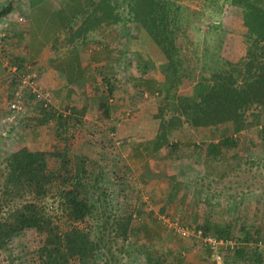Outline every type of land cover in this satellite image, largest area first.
I'll return each mask as SVG.
<instances>
[{
    "label": "crops",
    "instance_id": "0c3cea01",
    "mask_svg": "<svg viewBox=\"0 0 264 264\" xmlns=\"http://www.w3.org/2000/svg\"><path fill=\"white\" fill-rule=\"evenodd\" d=\"M196 1L204 7L199 10L191 5L189 9L211 18L214 7ZM95 3L97 0H0V126L4 120L12 129H24L23 133L30 129L28 135L35 139L51 122L24 126L32 115L27 116L23 105L22 112L11 118L14 112L8 104L22 73L30 74L36 86L48 94L53 111L69 115L74 110L72 116L98 120L99 126L104 122L108 129L114 125L116 130L118 115L132 119L133 115L145 116L148 110L155 115L164 105L170 71L161 47L138 24L96 20ZM223 6L225 11L228 3ZM207 46L213 49L211 43ZM226 47L223 44L222 53ZM137 96L139 102L133 106ZM154 100L151 109L149 103ZM130 125L117 127L129 136L118 142L117 151L146 182L137 208L148 231L147 240L167 241L164 220L171 217L162 218L167 212L176 213V221L204 227L205 234L227 241L214 249L196 236L191 238L190 264H264V155L239 157L236 169L230 168L235 161L225 162L221 174L214 173L220 179L215 189L210 185L217 181L210 178L212 173H206L203 166V172L198 171V158L191 151L195 140L171 139L179 143L172 154L168 144L156 147V134L132 137ZM202 178H208L206 185L197 182Z\"/></svg>",
    "mask_w": 264,
    "mask_h": 264
},
{
    "label": "trees",
    "instance_id": "16d2710c",
    "mask_svg": "<svg viewBox=\"0 0 264 264\" xmlns=\"http://www.w3.org/2000/svg\"><path fill=\"white\" fill-rule=\"evenodd\" d=\"M204 1L215 11L208 19L203 13L191 11L181 0H97L95 13L99 12L98 21L138 24L166 56L170 74L164 89L166 101L155 115L159 118L156 147L168 144L173 154L179 143L171 141L174 137L170 135L184 125L196 131L220 128L222 138L204 139L192 146L206 173L221 174L217 167L233 160L230 168L236 169L237 158L246 157L235 147L232 135L248 129L264 111V0H223L221 4V0ZM225 3L239 9V23L230 20L229 9L223 10ZM235 33L244 42L238 60L221 52ZM192 35L212 55L203 59L200 78L195 81L189 77L192 69H186L187 76H180L185 68L182 39ZM210 43L213 49L207 46ZM38 101L41 113L37 123L53 120L55 137L67 142L64 133L72 114L53 111L43 104L44 100ZM65 141L52 151L21 145L4 153L0 168V251L8 263L31 255L39 264H84L87 260L96 264V252L100 251L106 257L102 264H112V245L126 252L125 244L135 232L133 222L139 208L117 215L107 212L104 206L99 211L89 196L96 193V200H100L106 195L102 172L91 174L81 157L74 159ZM261 142L264 147V133ZM228 147L236 150L227 155ZM124 167L129 169L127 164ZM127 185L131 187V183Z\"/></svg>",
    "mask_w": 264,
    "mask_h": 264
},
{
    "label": "rangeland",
    "instance_id": "374dc122",
    "mask_svg": "<svg viewBox=\"0 0 264 264\" xmlns=\"http://www.w3.org/2000/svg\"><path fill=\"white\" fill-rule=\"evenodd\" d=\"M181 2L188 8L196 6L200 10L204 7L200 2L196 0H181ZM228 9L230 20L239 23V19L242 17L239 9L229 4L226 10ZM230 27H232V23L230 24ZM180 34L182 36L181 32ZM182 41L184 44L182 45L181 50L182 62L183 64H185V68L181 69L180 76L182 78L184 76H187L188 72L186 71V69H192L193 74L190 73L189 77L192 78L193 81H195L199 77L198 72L200 71V64H202L203 59L211 58L212 55L208 53V51H205V47L201 46L202 43L200 39L196 38V35H192V38H189L187 36V38H183ZM243 44L244 42L242 41V36H240L239 33H235V35H233V38L228 41V47L226 49V52L224 51V55L228 54V57L230 59L238 60L243 52ZM12 79H14L16 83V78L14 77ZM188 85L189 84H187L186 87ZM180 89L182 90L183 87ZM135 98L136 101L133 100V106H135V104L139 102L140 97L137 96ZM154 102L155 100L150 101L149 108L152 109L154 107ZM24 106L27 107L26 114L29 113L27 116L29 117L30 113L32 115L29 121H25L26 124H24V126H28V124H31L29 126L36 127V124L34 122L37 120L34 116L41 113L39 110L40 102L36 99V97H33L32 95H26L23 103V107ZM29 106L30 108H28ZM47 107L50 108L51 105L48 104ZM66 115L68 116V114ZM155 115H153V113L149 110L145 114V116L142 117V115H140L138 117L137 115H133L132 119L130 118V116L120 117L121 115H118V117L121 119L117 120L115 127L116 130H114V125L113 130H111L104 127V122H101L99 126L98 123H100V121L98 122V120H96V122L94 121V119L89 120L87 118L83 119L84 117H82L81 121H76V118L79 119V116H77L76 114L74 117L72 116V120L68 121V123L66 124L67 129L65 130L64 134H66L65 136L68 138L67 142L65 140H59L55 137L53 120L43 126V134L40 137H35V139L29 136L31 135L30 129H28V135L26 131L23 133L24 129H12L13 127L11 128V126H9L10 123H7V120V122L3 120V124L0 126V168H3L4 153L15 150L23 144L33 149L52 151L56 148H61L64 145L65 141V144H70V153L74 155V159L77 161V158L80 159L81 157L85 163L86 168L91 174L102 172L101 184L104 190L103 192L106 195H101L100 200H96V193H92L93 195L90 193L89 196L91 197V201L97 204L99 211L103 208L102 206H104L106 207L107 212H110L114 215L125 212H133L135 211V209H138L137 206L140 208L139 203L141 202V195L145 194L144 185L146 184V182L140 180L135 170H133L132 167L126 162V158H124L121 152L117 151L119 149L117 147L119 146L118 142L126 137H129L127 131H122L118 128H120L121 125L129 126L131 124L130 126L131 128H133L131 130V134H134V136L132 137L144 138L153 136L157 133L159 123V118L155 117ZM124 118H127V120H125V122H122V119ZM82 120H84V122ZM13 122H15V120ZM144 126L147 128L145 129ZM263 126L264 111H262L258 115L256 123L249 126L248 129L241 130L239 133L232 135L236 138L237 143L235 147H237V150L244 151L243 153L246 154V156H251L253 153L264 155V147L261 146V135L264 133ZM170 136L180 141L195 140L194 142H197L204 139L217 140L222 138L224 135L222 134V129L220 128L215 130L199 129L198 131H196L195 129L188 128L186 125H184L179 129H174ZM235 147H228V150L225 151L226 154H231L234 150H236ZM191 151L194 152L193 148ZM187 154L188 152H186V155ZM182 155L184 157L186 156L183 153ZM194 157H192V159H194ZM200 161L201 160L198 159L196 161V164L198 165V171L203 172L204 169L202 168V166L204 167V165ZM194 163L195 162H192L191 164ZM215 163L217 164V162ZM124 164H127L129 169H126L124 167ZM217 168L219 170L223 169L225 168V164H222L221 168L220 166ZM211 175L212 176H210V178L217 181H213L210 185H212L215 189L219 188V186H215L220 182L219 177L215 176L214 173H212ZM188 180V184L192 185V183L190 182V178H188ZM197 180V182L201 181L203 185H206V180H208V178ZM192 181H194V179ZM127 182L128 184L131 183V187L127 185ZM140 212L141 211H138L136 213V220H134L133 222L135 232L130 234L128 242H126L125 244L126 252L118 251L117 244L112 245L111 249L114 257L111 258L110 262L112 264H190L189 253L193 247L190 241L191 238L195 237L192 232H194V230L196 229H200L202 231V235L205 236V233H207L205 232L206 229L204 227L190 226L184 222L181 224L187 226L190 229L191 234L186 237H182L172 227V222L178 220L175 219L176 217H174L176 213L174 215L172 213L173 216H171V214L167 212L163 215L162 218L166 219V217H171L169 220H164L166 230L165 238L167 239V241L164 240V242L162 241V243L160 242L159 244L157 242L147 240L146 237L148 236V231L147 228L144 227V222L142 225L143 219L140 216ZM153 212L154 211H152L151 213ZM143 214L145 213L143 212ZM151 216H153V214ZM92 223L95 224V221H93ZM197 239L205 244L203 238L197 237ZM96 256V264H102V262H104V258H106L101 254L100 251L96 252ZM109 257L110 255L107 254V258ZM0 264H39V261L35 257L27 255L14 260L12 263H8V260L5 257L4 253L0 251ZM73 264H79V262L74 261ZM84 264H93V261L87 260Z\"/></svg>",
    "mask_w": 264,
    "mask_h": 264
},
{
    "label": "built area",
    "instance_id": "2783aa9c",
    "mask_svg": "<svg viewBox=\"0 0 264 264\" xmlns=\"http://www.w3.org/2000/svg\"><path fill=\"white\" fill-rule=\"evenodd\" d=\"M18 68H15V71H17ZM19 82L18 86L15 89L13 93V99L9 102V109L14 112L13 115H11V118L13 119L16 114H19L23 110V103H24V97L26 94L32 93L35 95L37 100H44V105H48V94L41 89H39L35 82L33 81V77L30 74H20L19 76ZM172 227L179 233L180 236L186 237L190 235V229L187 226H184L178 221L172 222ZM193 235L196 237H201L207 243L214 249H218L219 246L222 244L227 243L226 240L221 238H216L215 236H211L208 234H205V236L202 235V231L200 229L194 230L192 232ZM233 246V243H230ZM217 258H220L219 255Z\"/></svg>",
    "mask_w": 264,
    "mask_h": 264
}]
</instances>
